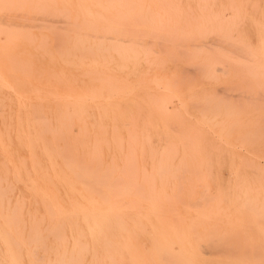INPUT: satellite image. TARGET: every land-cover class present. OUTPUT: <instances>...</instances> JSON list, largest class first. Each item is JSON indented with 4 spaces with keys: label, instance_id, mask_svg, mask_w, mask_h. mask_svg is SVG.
<instances>
[{
    "label": "bare ground",
    "instance_id": "6f19581e",
    "mask_svg": "<svg viewBox=\"0 0 264 264\" xmlns=\"http://www.w3.org/2000/svg\"><path fill=\"white\" fill-rule=\"evenodd\" d=\"M259 2L264 3V0H0V264H264V183L262 180L264 169L254 163L253 159H246L243 162L244 168L239 169L236 180L217 184H210L207 182L208 180L200 179L203 177L197 174L200 170L197 168L195 173L192 171L196 169L193 166V169L188 170L189 173L186 172V175H182V172L180 174L179 171L184 167L181 169L178 166H171L172 163L168 164L167 155L156 157V165H150L149 169L144 166L141 168L142 170L140 169L139 174H134L133 168V173L123 171L128 166V157L123 154V159L127 160V166L124 165L126 167L121 168L120 166L123 174L114 175L111 173L115 169L117 171L115 168L117 165H109V167L104 165L108 169L99 172L98 168L100 167L96 166H101V164L97 163V159L100 158H98L99 155L96 156L98 150L96 151L95 148L96 142L99 140L95 141L96 137L94 136L95 138H90L86 143L82 142L85 155L81 157L82 145L79 143L78 134L73 130V127L79 124L80 117L76 104L78 101L70 99L55 106H48L43 101L33 102L29 97L30 100L26 97L23 99L24 94L37 95L40 98L35 97L41 99L45 96L44 89L40 85L30 84L24 78H13V71H28L27 67L31 65L28 61L15 59L13 53L18 52L16 50H21L20 52L23 53L29 52V54L55 56L59 66L77 68L81 63L79 54L85 52L92 54L90 52L94 47L113 44L104 42L109 37L115 36V39L116 37L121 39L124 35L125 38H128L127 35L130 37L134 34L138 38L148 35L146 42L149 45L148 41L153 34L165 33L162 35L165 36L183 31L190 34L192 32L197 34L221 31L231 34L234 32L237 38H234L235 42L241 41L242 37L245 43L248 58L247 63L242 62H244V66L245 63L248 65V72L251 74L253 68H259L263 72L264 62L260 56L264 54V10L257 16L256 9ZM186 23L193 24V27L188 29L179 27ZM252 26H256L254 44L247 41L252 34ZM242 27L246 29L244 33H242ZM136 36L135 38H137ZM159 36L161 39L158 41H162V36ZM219 36L221 35L219 34ZM133 38H131L132 42L135 41ZM95 39H98L99 42H92ZM128 39L123 41H126V44L115 42L113 44L115 51L125 58L134 56L136 59H140L142 45L134 42L137 46L139 44V47H133L130 51L125 47L129 45ZM167 40V43H170L169 39L165 40L164 38V41ZM149 43L152 42L149 41ZM156 43L159 44L157 41ZM147 45L145 46L147 47ZM109 47L112 50V45ZM158 48L160 49V46ZM145 49L147 48L142 49L144 53H146ZM148 49L152 50V48ZM94 50L96 49L94 48ZM162 52L164 54V51ZM184 52L188 53L186 50ZM183 53L178 52V55H183ZM91 60L93 61L92 58ZM183 61L186 63L185 60ZM210 64H208L209 68ZM219 69H222L223 74L227 72L224 68L219 67ZM154 71L156 70L154 69ZM212 74L210 72V76ZM94 78L99 81L101 79ZM149 81L151 80L149 79ZM147 82L146 84H148ZM146 84L144 85L146 86ZM139 85L137 84V86ZM155 86L157 85L155 84ZM228 86L225 87V91L228 90ZM230 86L229 88L232 89ZM247 86H249V82ZM220 87L219 91L215 90L220 92L222 89ZM125 89L128 90V88ZM164 89L166 90V88ZM259 91L261 92V90ZM45 92L48 91L45 90ZM160 92L158 91L159 95ZM242 92L244 93V91ZM86 93L88 94V92ZM120 93L122 94V91ZM172 93L174 94V92ZM107 94L110 95L109 92ZM226 94H223V91L220 92L219 98L222 100L221 96ZM120 95L119 98H121ZM233 95L235 96V94H232L234 99ZM261 95L258 96L262 97ZM73 96L74 93L71 97ZM76 96L80 97V94L78 93ZM132 97L135 99L134 96ZM225 97L227 100L228 94ZM243 97L245 98V96ZM45 98L44 101H46ZM235 98L237 102L238 99ZM204 100L206 101V98ZM164 101L163 97L156 99L155 103L159 107L156 110H160V112L164 110L166 107ZM254 101L249 102L255 103ZM239 104H241L240 101ZM181 105L183 106V104ZM252 105L257 107L255 104ZM250 109H252L251 106ZM160 119L162 120V117ZM207 121L202 119V123ZM235 122L233 121V123ZM133 125L135 126L134 123ZM86 126V124L82 125V134L85 133ZM205 126L207 125L205 124ZM260 126L259 128L262 129L263 125ZM112 127L114 126L112 125ZM231 127L232 124H230V130ZM259 128L258 130H260ZM130 129L126 130V135L130 133ZM171 130L175 132L172 128ZM221 130H223L222 127ZM255 130L251 132L253 137H255ZM78 132L80 133V130ZM180 132L182 134L181 130ZM246 134L248 133L246 132ZM92 135L96 134L92 133ZM117 136L114 135V138ZM133 136L130 137L133 138ZM82 137L81 141L84 139ZM186 138L183 136V139ZM246 139L248 138L246 137ZM115 141H118V137ZM118 145L121 146V144ZM173 145L174 143L171 146L174 147ZM128 149L126 150L129 151ZM169 149L171 148L164 149L166 150L164 155L173 151ZM110 157L109 162L111 161ZM132 157L129 159L131 160ZM171 160L169 161L171 162ZM132 161L136 162L134 159ZM111 164L113 165V163ZM129 165L133 167L135 164L132 166L130 163ZM249 168L251 169L249 172L245 171ZM184 169L183 172H185ZM114 176L115 179L112 178ZM122 176L127 180H122ZM183 177L185 178L183 179ZM187 210H191L193 215L185 216ZM142 241L144 244L141 243Z\"/></svg>",
    "mask_w": 264,
    "mask_h": 264
},
{
    "label": "rangeland",
    "instance_id": "374dc122",
    "mask_svg": "<svg viewBox=\"0 0 264 264\" xmlns=\"http://www.w3.org/2000/svg\"><path fill=\"white\" fill-rule=\"evenodd\" d=\"M262 10H264V3L259 2L257 5V9H256L257 16L260 14V12ZM179 27L184 28V29H188L189 27H193V24H187V23L183 24V25L181 24V25H179ZM247 29H249V28H247ZM245 30L246 29L242 27V33H244ZM251 33L252 34H251V36H249L247 41L254 44V41L256 40V37H255L256 26L251 27ZM164 34L165 33L157 34V35H155V34L151 35L150 36L151 38L149 41L152 43H149V41H148V44L149 45L151 44L150 46L147 45V42H146V40H148V37H149L148 35H146L147 37L145 35L144 36L142 35V37H139V38H138V36H136V34L130 35V37H129V35H127L129 39L134 37L133 39L135 41L134 40L133 41L136 44L139 43L142 45V46L140 45L142 47L141 50L139 48V50L141 51L140 52V59H136L134 56H130L129 58H125L124 56H120L121 54L119 55V52L115 51V48L113 45L115 42H121L123 44H126V41H127L126 39H128V38H125V35L122 36L121 39H120V37H118V38L116 37L117 41H115L116 40L115 36L109 37L106 40H104V42H108V43L110 42L113 44H105V46H103V47H98L99 49L97 47H94L96 50H94V48H93L92 49L93 51L90 52L92 54H89V52H88V54H87V52L79 54V58H80L81 63L79 64V66L77 68L59 66L55 56L52 57V56L47 55V54H41V55L40 54H29V52L23 53V52H20L21 50H16L18 52L13 53L14 58L18 59V60L28 61L29 63H31V65L27 67L28 71H24V72L13 71V78H17V79L24 78L25 81L27 80V82H30V84L32 83V85H34V86H36V85L42 86V88L44 89V92H45V90L48 91L47 93L43 92V94L45 96L41 97V99H38L40 97H38L37 95H29L28 96V94H24L23 99L25 97H26V99H28V97H29L31 99V101H33V102L43 101L48 106L49 105L55 106L56 104H60L61 102L63 103L66 100L69 101L70 99L71 100L73 99L74 101L79 102V103L78 102L76 103L78 106V112H79V117H80L79 118V124L74 126L73 130H74V133L78 134L79 143L82 145L81 149H80V153H82L81 157H83V155H85V148H83L84 142L86 143V141H88L90 138H95V137H96L95 141L99 140L98 142H96V147H95L96 151L98 150L97 151L98 153L96 152L97 154L96 153L95 154H96V156L99 155L98 158H100V159L96 158L98 160V161L97 160L96 161H97V163L99 162L101 164V166H96L97 168L100 167V168H98L99 172H101V171L104 172L106 169H108L106 167H109V165L110 166L117 165V167H115V168H117V171H116V169H115V171L113 169L114 172H111V171H109V172L113 173L114 175H117V174L120 175V173L123 174L126 171H127V173H131L134 169V171H133L134 174L135 173L139 174L140 169L143 168L144 166L146 168L148 167V169H149L150 165H152V164L156 165V163H157L156 157L159 158L160 156H166L167 155L169 160H171L170 158L172 157V155L174 153L175 154L173 155L171 162L169 160L167 161L168 164L172 163V164H170L171 166H175V167L178 166L181 169L183 167L184 168L186 167L185 169L183 168L185 170V172L182 171L183 169L181 171H179L180 174H181V172L183 173L182 175H186V172L189 173V171H191L190 169H193V167L196 168L195 169L196 171L195 170H192V171H194L196 173L197 168H198L201 172L199 171V173L197 172V174H200L203 176V177H200V179H202L204 181L208 180L207 182H209L210 184H217L219 182L236 180V175L239 172V169L242 170L244 168L243 162L246 159H253L254 163H257L258 166H260L264 169V161H263L264 160V138H263L264 137V130H262L264 128V123H263L264 122V120H263L264 119V109H263L264 108V92H263L264 91V71L263 72L260 71L259 68H256V69L253 68L251 74L248 72V69H247L248 65L246 64L248 56H247V51L245 49V43L242 40L243 38L241 37V41L235 42V40H234V38H236L235 33L231 32V34H230V33H226L225 31L215 32V33L211 32V33H206V34H197V33H193V32L190 34V33H185L183 31L182 33L176 32L173 34H166L165 36H162ZM219 34L221 36H219ZM159 35H161L163 38L162 41L160 40L161 42L158 41V39H161V38H159L160 37ZM135 36L137 38H135ZM152 36H154V37H152ZM187 36L189 37V39ZM144 37H146V38H144ZM156 37H158V38H156ZM140 38H143V39H140ZM164 38H165V40L169 39L170 43H167L168 40L164 41ZM195 38H197V39H195ZM129 39H128L129 45L125 46L126 49L129 48V50L131 51V48L139 47V44L137 46L134 42H132V39L131 40H129ZM136 39H138V40H136ZM178 39H180V40H178ZM95 40L92 42H96V43L99 42L98 39H95ZM110 40H112V41H110ZM124 40H126V41L123 42ZM245 40H246V38H245ZM156 41L159 44H157ZM179 41H180V43H178ZM165 44H167V45H165ZM189 44L193 47H191ZM193 44H195V45H193ZM200 44H201V46H200ZM205 44H206V46H205ZM111 45H112L111 49L113 51L110 50L109 46H111ZM145 45H147V47ZM173 45H174V47H173ZM159 46H160V49L158 48ZM102 48H104V49H102ZM106 48H107V51H106ZM144 48H147V49H145L146 50L145 52L147 54L144 53V51H143ZM148 48H152V50L148 49ZM208 48H209V50H208ZM97 49H98V51H97ZM195 49H196V51H195ZM223 49H224V51H223ZM181 50H183V51L186 50V52L188 51V53L184 52L185 53L184 54L183 51H181ZM197 50H198V53H197ZM123 51H121V52H123ZM162 51H164V54ZM114 52H115V54H114ZM161 52H162V54H161ZM178 52L179 53L182 52L183 55H180V54L178 55ZM143 53H144L145 57H144V55H142ZM158 53H159V55H158ZM230 53H232V54H230ZM220 54L222 56H219ZM85 55H87V57H85ZM102 56H103V58H101ZM160 56H162V57H160ZM240 56H241V58H240ZM121 57L125 60H123ZM217 57L220 59H218ZM242 57H244V58L242 59ZM91 58L93 59V61L94 60L95 61L93 62L91 60ZM260 58L262 59V62H264V54H262L260 56ZM126 59L129 60L130 62L127 61ZM154 59H155V62H154ZM230 59H231V61H230ZM131 60L132 61L134 60L133 61L134 63ZM183 60H185L186 63H184ZM212 60H213V62H212ZM233 61H235L236 63ZM242 61L246 62L245 66H244V62H242ZM209 63H211L210 68L208 67ZM218 63H220V64H218ZM224 63H226V64H224ZM192 64L194 65V66H192L193 68L190 66ZM187 66H189L188 67L189 69L192 68L194 71L192 69L189 70L187 68ZM195 66L197 68H194ZM225 66H226V68H225ZM219 67L224 68L225 71H227V72H224V74H223L222 69L218 70ZM201 68H203V69H201ZM154 69L156 71H154ZM213 69H216L217 71H215ZM86 70L88 71V73ZM207 70H208V72H207ZM97 71H98V73H97ZM246 71H247V73H246ZM85 72H86V75H85ZM155 72H156V74H155ZM210 72H212L215 75L212 74L210 76ZM260 72H262V73H260ZM99 73H101L100 74L101 76L98 75ZM255 73H256V75H255ZM56 74H57V76H56ZM182 75H184V76H182ZM217 76L219 79L217 78ZM94 77L101 78V79L99 81L98 79H95ZM147 77L151 81H149V79ZM174 77H175V79H174ZM184 77L186 80L184 79ZM210 77H212V78H210ZM92 78H94V79H92ZM214 78H216V79H214ZM188 79H190V80H188ZM262 79H263V81H261ZM164 80H166V81H164ZM147 81H149V82H147ZM171 81H173V82H171ZM223 81H224V83H223ZM238 81H240V83H242V84L238 83ZM143 82H145V83H143ZM146 82L148 84H146ZM164 82H165V84H164ZM248 82H249V86H247ZM257 82H259V83H257ZM133 83L136 85H134ZM140 83H141V85H139ZM153 83H155L157 86H155V84H153ZM167 83H168V85H167ZM137 84L140 87L137 86ZM144 84H146V86ZM169 84H171V85H169ZM162 85H163V88H162ZM228 85L229 86L231 85L230 87H232V89L229 88ZM236 85H237V87H236ZM218 86L219 87L221 86L222 89H224V90L221 89V91H220L221 93L223 91V94H226V93L228 94L229 98L227 100H229L230 102L226 100L225 96H227V94L225 96H221V98H223L222 100L219 98L220 92H218V91L220 89ZM227 86H228V88H227L228 90L225 91V87H227ZM130 87L134 88V89L132 90ZM156 87H157V89H156ZM121 88L122 89L124 88V89L122 90ZM125 88H128V90H126ZM138 88H139V90L140 89L141 90L139 91ZM164 88H166V90ZM233 88H235V89H233ZM215 89H218V91H216ZM61 90H62V93H61ZM115 90L118 91L119 93L117 92L115 94V92H116ZM144 90H146V91H144ZM255 90L256 91L258 90V91L256 92ZM259 90H261V92ZM49 91H50V93H49ZM84 91H85V94H84ZM100 91L102 94L100 93ZM105 91L106 92L108 91L110 93V95L107 94L108 92L106 93ZM121 91H122V94L120 93ZM128 91H129V94H128ZM131 91H132V93H131ZM158 91H161L160 95H159ZM242 91H244V93ZM86 92H88V94ZM172 92H174V94ZM249 92H251L252 94ZM73 93H74V96H73L74 98L71 97V95ZM75 93L76 94L79 93L80 97L76 96ZM170 93H172V94H170ZM215 93H217V94L215 95ZM256 93H258L259 96H260V94H262L261 95L262 97H259L258 95H256ZM55 94H60V95L55 96ZM63 94H64V96H61ZM118 94L119 95L121 94L120 95L121 98H119ZM232 94H235V96L233 95L234 99L232 97ZM246 94H247V96H246ZM131 95L134 96L135 99H133V97ZM171 95H173V96H171ZM193 95H195V96H193ZM212 95L215 97H213ZM237 95L239 96V98ZM35 96H37L38 98H36ZM53 96H54V98H53ZM91 96H92V99H91ZM100 96H101V98H100ZM122 96H124L125 98ZM179 96H181V97H179ZM203 96H205V97L203 98ZM243 96H245V98H247V99L249 98V99L248 100L246 99L247 100L246 101ZM107 97H109V98L114 97L115 99L110 98V100H109V98L107 99ZM158 97H160V98L163 97L165 100L164 104L166 107L161 112H160V110H156L158 105L155 103V101H156V99H158ZM235 97H237V99H238L237 102H236ZM251 97H252V99H251ZM258 97L263 98V99H259ZM44 98L46 101H44ZM58 98L59 99L61 98V99L59 100ZM75 98H76V100H75ZM84 98H86V99H84ZM151 98L153 100H150ZM205 98H206V101L204 100ZM207 98L209 100L208 102H207ZM253 98L254 99L256 98L255 101ZM30 99H28V100H30ZM166 99L169 101H167ZM218 99L221 101H219ZM258 99H259V101H258ZM98 100H99V102H98ZM135 100H136V102H135ZM180 100H182V101H180ZM223 100H224V102H222ZM193 101L195 103V106H194ZM239 101L241 104H239ZM249 101L250 102L254 101L255 103H250ZM178 102H180V103H178ZM181 102H183V103H181ZM204 102H205L206 106H205V104H203ZM228 102H229V104H228ZM248 103H250L251 105L250 104L248 105ZM258 103H260V104H258ZM172 104H173V106H172ZM181 104H183V106ZM225 104H226V106H225ZM252 104H255L257 107H255ZM175 105H176V107H174ZM133 106H135V107H133ZM177 106H180V107H177ZM184 106H185V108H184ZM200 106H202V107H200ZM223 106H224V108H223ZM231 106H232V108H231ZM250 106L252 109H250ZM200 108H201V110H200ZM225 108H226V110H225ZM260 108H261V110H260ZM158 109H159V107H158ZM133 110H135V111H133ZM205 110H206V112H205ZM173 111L176 113H174ZM126 113H127V115L128 114L129 115L127 116ZM184 113H186V114H184ZM213 113H214V115H213ZM92 116H94V117H92ZM130 116H132V117H130ZM160 117H162V120L160 119ZM201 117H202V119H205L208 121L202 123ZM208 117H211L210 118L211 121H209L210 119H207ZM261 117H262V121H261ZM81 119H83L84 121H82ZM197 119H199V120H197ZM196 121H197V123L200 122L201 124L200 123L197 124ZM233 121H236V122L233 123ZM83 122L87 126H86L85 133L82 134V125L84 126ZM122 122H124V123H122ZM213 122H215V123H213ZM131 123H132V125H131ZM133 123L135 124V126L133 125ZM169 123L171 126L169 125ZM205 124L207 126H205ZM228 124H229V126H227ZM230 124H232V127H233V128L231 127V130L229 129ZM233 124H236V125H233ZM253 124H255V125L253 126ZM110 125L111 126L113 125L114 127L111 128ZM250 125H252V126H250ZM260 125L261 126L263 125L262 129L259 128ZM98 126L101 128H99ZM161 126H163V127H161ZM165 126H166V128H165ZM168 126H169V128H168ZM175 126H176V128H175ZM220 126L222 127L223 130H221ZM250 127H252V128H250ZM113 128H115V129H113ZM171 128L175 132H172ZM177 128L179 129V131ZM258 128L260 130H258ZM128 129H130L129 130L130 133L126 135V133H127L126 130H128ZM79 130H80V133L78 132ZM133 130H135V131H133ZM180 130L182 131V134H181ZM201 130H202V132H201ZM225 130L226 131L228 130V131L226 132ZM252 130L253 131L255 130V132H254L255 137L252 136L253 135V133H251V132H253ZM214 131H216V132H214ZM178 132H180V133H178ZM225 132L227 135L225 134ZM246 132L248 134H246ZM92 133L96 134V135H92ZM184 134H187L188 136H185ZM244 134H246V135H244ZM82 135H84V136L82 137ZM114 135L115 136L119 135V136H117L118 141H115V139H117V137L114 138ZM206 135H207V138H206ZM216 135H218V136H216ZM112 136H113V140H112ZM121 136L124 137L125 139L122 138ZM130 136L131 137L133 136V138H131ZM147 136H148V138H147ZM183 136H184V138L185 137H187V138L183 139ZM219 136L221 137V139ZM81 137H82V139L84 138L83 141H81ZM246 137L248 139H246ZM251 137L254 139V141H253V139L251 140ZM129 138H130V141H129ZM188 138H190V139H188ZM131 140H133V141L135 140L134 144H133V141H131ZM222 140H224V141L222 142ZM189 141H193V142L189 143ZM114 143L116 146L114 145ZM117 143L121 144V146L118 145ZM125 143H126V145H125ZM130 143H131V145H129ZM172 143H174V145H173L174 147L171 146ZM229 143H231L230 146H229ZM130 147H132V148L129 150L128 148H130ZM161 147H164V148L162 149ZM239 147H241V148H239ZM125 148L128 149L130 152L127 151ZM133 148H134V150H133ZM160 148H161V151H160ZM168 148H171L169 150H173V151L172 152L169 151L168 153H170V154L167 153L164 155V153H166V152H164V151H166L164 149L168 150ZM261 150H263V151H261ZM125 151H127L129 153L127 154V152L125 153ZM148 152H150V153H148ZM251 153L255 154V156H258V157L253 156V154H251ZM123 154H126L125 156L128 157L127 164L129 167L126 165L127 160L123 159V156H124ZM149 154H150V156H148ZM131 155L134 157H132ZM109 157L111 160L110 162H109ZM127 157H124V158H127ZM130 157H132V159H134V161H136V162H133L132 159L130 160L129 159ZM239 157H241V158L239 159ZM179 158L181 161L179 160ZM242 158H243V160H242ZM81 160H82V158H81ZM184 160H185V164H184ZM200 160H201V163H199ZM124 162H125V164H124ZM145 162H146V164H145ZM111 163H113V165ZM130 163H131V165L132 164H135V165L134 166L132 165L133 167H131L129 165ZM240 163H242V164H240ZM94 164H96L95 161H94ZM178 164H180V165H178ZM197 164H199V165H197ZM124 165L127 166V169L124 168L123 169L124 172H122L121 171L122 169H120V166L122 168ZM196 165H197V167H196ZM126 166H124V167H126ZM188 166H190V167H188ZM135 170H137V171L135 172ZM234 170H236V171H234ZM250 170L251 169L249 168V169H246L245 171L249 172ZM112 178L115 179V176ZM112 178H110V179H112ZM184 178L185 177H183V179ZM121 179L127 180V178H125L124 176H122ZM128 180H130V179H128ZM262 180L264 183V176H263ZM191 215H193L191 210H187L185 213V216L190 217ZM141 243L144 244V241H142Z\"/></svg>",
    "mask_w": 264,
    "mask_h": 264
}]
</instances>
